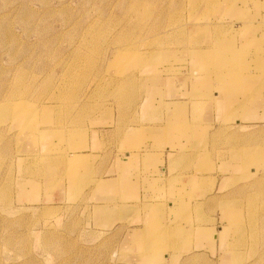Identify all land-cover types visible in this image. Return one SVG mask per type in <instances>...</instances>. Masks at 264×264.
<instances>
[{"label":"rangeland","instance_id":"obj_1","mask_svg":"<svg viewBox=\"0 0 264 264\" xmlns=\"http://www.w3.org/2000/svg\"><path fill=\"white\" fill-rule=\"evenodd\" d=\"M259 114L264 0H0V264H264Z\"/></svg>","mask_w":264,"mask_h":264},{"label":"crops","instance_id":"obj_2","mask_svg":"<svg viewBox=\"0 0 264 264\" xmlns=\"http://www.w3.org/2000/svg\"><path fill=\"white\" fill-rule=\"evenodd\" d=\"M175 103H179V102H175ZM259 116H262V114H259ZM262 118L264 119V116H262ZM131 139V138H130ZM126 153H128V158H127V154ZM166 153H167V151H166ZM85 155H90V154H85ZM92 155V154H91ZM124 157H126V160L127 161H119L120 163H127V165H128V162H129V160L133 157V156H138L139 157V159H140V157H142L143 156V154H141V153H137V151L136 150H132V151H130V152H124ZM151 156H153V157H151V158H153V160L155 159V161L157 160V165H158V167H160L161 166V163H165V162H167V161H165V158H167V156H168V154H158V153H151L150 154ZM99 156V155H98ZM132 156V157H131ZM158 156V157H157ZM118 159H116V161H117ZM152 160V159H151ZM160 165V166H159ZM157 167V168H158ZM160 169V171L161 172H163L164 173V169H162V167H160L159 168ZM210 178H212V177H210ZM115 181H117L118 180V175L115 173V176H114V178H113ZM123 179H120V184H122L123 183V181H122ZM159 180V183L158 184H160L163 180L161 179V178H151L150 179V182H153V181H155V183H156V181H158ZM126 182L127 183H131V184H134L135 183V179H133V178H129L128 179V177L126 178ZM139 184L142 186L143 184H145V181H143V179L142 180H139ZM127 194H129V193H127ZM126 197H130V195H127Z\"/></svg>","mask_w":264,"mask_h":264},{"label":"bare ground","instance_id":"obj_3","mask_svg":"<svg viewBox=\"0 0 264 264\" xmlns=\"http://www.w3.org/2000/svg\"><path fill=\"white\" fill-rule=\"evenodd\" d=\"M159 24V23H158ZM161 25V24H160ZM241 28H243V27H241L240 26V28L239 29H241ZM219 49V48H218ZM227 50H229V52L231 53V55H232V57H234L235 56V54H236V52H237V50H235V49H227ZM7 102V101H6ZM8 102H10V101H8ZM6 107V106H5ZM3 109V108H2ZM7 109V108H6ZM8 111V109L5 111V112H7ZM4 112V113H5Z\"/></svg>","mask_w":264,"mask_h":264}]
</instances>
